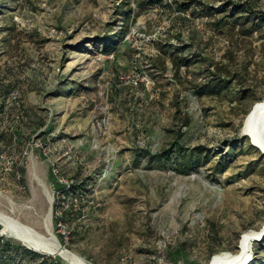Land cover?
Instances as JSON below:
<instances>
[{
  "label": "rangeland",
  "instance_id": "1",
  "mask_svg": "<svg viewBox=\"0 0 264 264\" xmlns=\"http://www.w3.org/2000/svg\"><path fill=\"white\" fill-rule=\"evenodd\" d=\"M260 12L264 0H0V81L14 86L0 133L21 123L26 138L0 143V210L43 234L50 212L61 245L91 264L237 253L264 227V155L240 126L264 99ZM20 99L23 122L9 114ZM177 140L198 166L167 160ZM53 166L90 190L86 232L56 225ZM248 264H264V237Z\"/></svg>",
  "mask_w": 264,
  "mask_h": 264
},
{
  "label": "trees",
  "instance_id": "2",
  "mask_svg": "<svg viewBox=\"0 0 264 264\" xmlns=\"http://www.w3.org/2000/svg\"><path fill=\"white\" fill-rule=\"evenodd\" d=\"M236 9V6L233 8V10ZM245 9V8H242ZM247 11L246 9L244 10ZM259 21H264V13L260 12V14H257L255 17ZM128 25H126V28L124 32H122L121 38H124L126 33L128 32ZM113 50L109 49L107 50L108 53H111ZM172 63L174 66H177L175 63V60H172ZM229 82H224L223 84H220L222 86V89L228 88ZM13 84L12 82H8V84H5L4 80L0 81V118L3 117L5 114H7L6 110V99L8 96H10V93L13 90ZM15 111H18L17 114L21 115V121L23 122L25 117L30 116V112L25 107V104L21 102V99L17 102V105L14 104L13 107L10 109V115L13 114ZM35 127L33 129L34 133H37L38 130L43 128L45 126L43 121L37 122L34 121ZM242 127V122L240 124ZM22 124L18 123L16 127L10 131L9 129H5L0 133V143H4L8 147L12 145L13 142L16 141L17 145L22 144L25 138ZM55 133L52 128H49L46 126V128L41 132V134L37 135V138L40 136H47L49 133ZM56 135V134H55ZM56 139L53 141H56L58 139L63 140L64 137L59 134L58 136H55ZM174 152H177L179 156H176L175 158L171 157L173 155H176ZM170 155L167 156V160H175V163L177 165H180L183 169L191 170L195 166H198L200 164V158L199 154H190L186 153L184 151L183 144L177 140L175 143L171 144V150L168 152ZM22 155V154H21ZM153 157H156L157 159H161V155H155ZM15 169H16V175L20 181V184L22 183L21 175L24 174L25 168L19 164L14 163ZM58 173L61 177H63V172L58 170ZM52 176V183L55 191V204H54V213H55V220L56 225H59L60 223H65L69 226L70 232L69 234H78L82 232H86L90 229V217L94 213V206L92 205L91 200H89V192L86 184H76V183H68L61 184L57 178L53 175L51 171ZM59 214V215H58ZM80 221V223H78ZM0 225V230H1ZM63 238V236H61ZM183 254V250H176L173 251L171 255H169V259L171 260V264L175 263V260H177L180 255ZM214 255V253H213ZM212 255V256H213ZM19 259H26L27 261L19 262ZM253 261V259H252ZM251 261V262H252ZM31 262V263H30ZM0 264H66L62 259H59L57 257H53L48 254H44L41 252L34 251L33 249L28 248L26 245H24L22 242L17 241L13 238H6L3 235H0Z\"/></svg>",
  "mask_w": 264,
  "mask_h": 264
},
{
  "label": "bare ground",
  "instance_id": "3",
  "mask_svg": "<svg viewBox=\"0 0 264 264\" xmlns=\"http://www.w3.org/2000/svg\"><path fill=\"white\" fill-rule=\"evenodd\" d=\"M241 133L250 140L251 144L264 151V99L257 102L245 116ZM50 221L51 216L48 212L44 216L45 234H43L0 210V225L4 235H8L41 253H55V256L60 257L66 264H91L79 254L61 245L52 232ZM263 233L264 227L261 230L246 231L240 237L237 253L222 251L214 254L208 264H241L247 260L250 261L253 245L257 242L255 239Z\"/></svg>",
  "mask_w": 264,
  "mask_h": 264
},
{
  "label": "water",
  "instance_id": "4",
  "mask_svg": "<svg viewBox=\"0 0 264 264\" xmlns=\"http://www.w3.org/2000/svg\"><path fill=\"white\" fill-rule=\"evenodd\" d=\"M252 146L254 147V148H257L258 149V147L256 146V145H254V144H252ZM260 150V149H259ZM261 151V154H263L264 155V151L263 150H260ZM0 235H4V232H3V229L1 228V230H0ZM262 237H264V233L262 234V235H260L259 237H257L255 240H260ZM28 247V246H27ZM28 248H30V247H28ZM31 249V248H30ZM34 251H37V252H39L38 250H35V249H33ZM49 255H51V256H55V253H48ZM248 261L249 260H247V261H245V262H243V263H241V264H247L248 263Z\"/></svg>",
  "mask_w": 264,
  "mask_h": 264
},
{
  "label": "built area",
  "instance_id": "5",
  "mask_svg": "<svg viewBox=\"0 0 264 264\" xmlns=\"http://www.w3.org/2000/svg\"><path fill=\"white\" fill-rule=\"evenodd\" d=\"M52 173H53V175L55 176V178H57V180L61 183V184H68V182L66 181V180H64L60 175H59V173H58V169L57 168H55L54 166H53V168H52ZM59 215V214H58ZM59 225H61V223L59 224Z\"/></svg>",
  "mask_w": 264,
  "mask_h": 264
}]
</instances>
